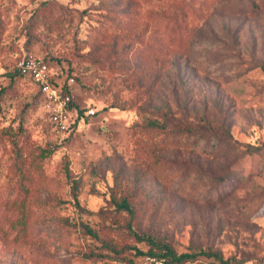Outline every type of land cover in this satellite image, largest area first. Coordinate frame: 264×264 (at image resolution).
Returning a JSON list of instances; mask_svg holds the SVG:
<instances>
[{"label":"rangeland","instance_id":"1","mask_svg":"<svg viewBox=\"0 0 264 264\" xmlns=\"http://www.w3.org/2000/svg\"><path fill=\"white\" fill-rule=\"evenodd\" d=\"M24 54L74 79L66 129ZM130 221L264 264V0H0V264H148Z\"/></svg>","mask_w":264,"mask_h":264},{"label":"built area","instance_id":"2","mask_svg":"<svg viewBox=\"0 0 264 264\" xmlns=\"http://www.w3.org/2000/svg\"><path fill=\"white\" fill-rule=\"evenodd\" d=\"M20 74L32 81L38 89L46 96L51 105L52 121L63 129L68 127L69 112L73 102L70 91L65 90V85L70 87L73 78L68 83H62L58 75L54 73L50 63L42 57L34 54H24L17 62ZM70 90V89H69ZM86 116L95 113L94 109L83 112ZM83 113L77 111V116L84 117ZM148 264H164L162 258L148 257Z\"/></svg>","mask_w":264,"mask_h":264},{"label":"trees","instance_id":"3","mask_svg":"<svg viewBox=\"0 0 264 264\" xmlns=\"http://www.w3.org/2000/svg\"><path fill=\"white\" fill-rule=\"evenodd\" d=\"M15 74H18V75L22 76L20 74L19 70H18L17 64H16V68H15L13 73H11V72L7 73V75H9V76H14ZM69 89H70V87H68V84H66L65 85V90L66 91H70ZM79 112L83 113L84 111H83V109H79ZM151 124L153 126L161 125L162 127H166V125L159 124V123H157L155 121H152ZM224 138L225 137H222V136L220 137L219 136L217 138V141L223 143V142L226 141V139H224ZM115 204H116V208L117 209H120V210L128 212L130 217H131V220L133 219L135 211H134V208H133L130 200L127 197H123L121 200L115 201ZM87 228H88L87 230L90 233H92L93 235H96V233L94 231H92V229H90L89 227H87ZM129 228L134 233L135 237L139 241H146L150 245L159 247L161 250L164 251L161 254L157 253V252H155L153 250L148 251V252H143L141 250H138L137 252L140 255L149 254L152 257L162 258L164 260V264H184V263H186V262H188L190 260L196 259L198 256H205L207 258H213L215 261H218L220 264H239V262L234 257L225 258L223 256V254L220 251H217V250H201L199 252H182V253H178L175 250H173L167 244H159V243H157L152 236L138 233L136 231V229H134L131 221L129 222Z\"/></svg>","mask_w":264,"mask_h":264}]
</instances>
